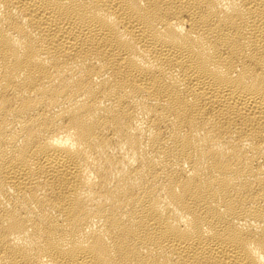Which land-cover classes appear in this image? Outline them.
<instances>
[{
  "label": "bare ground",
  "instance_id": "1",
  "mask_svg": "<svg viewBox=\"0 0 264 264\" xmlns=\"http://www.w3.org/2000/svg\"><path fill=\"white\" fill-rule=\"evenodd\" d=\"M0 264H264V0H0Z\"/></svg>",
  "mask_w": 264,
  "mask_h": 264
}]
</instances>
